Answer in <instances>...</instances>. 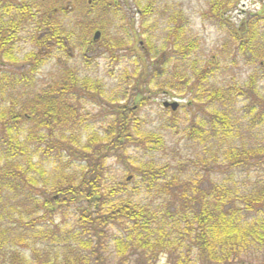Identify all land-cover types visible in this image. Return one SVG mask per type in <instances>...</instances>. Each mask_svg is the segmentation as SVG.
Here are the masks:
<instances>
[{
  "label": "trees",
  "instance_id": "obj_1",
  "mask_svg": "<svg viewBox=\"0 0 264 264\" xmlns=\"http://www.w3.org/2000/svg\"><path fill=\"white\" fill-rule=\"evenodd\" d=\"M43 2L0 0V65L7 67V71L0 74V207L1 200L13 202L5 203L4 210H0V235L11 232L12 226H4V215L32 230L37 222L46 221L45 216L54 217L64 207H77L78 228L61 233L60 225H54L51 219L53 228L45 227V232L37 234L39 237L19 233L17 245H11L8 237L0 236V264H84L89 254H97V261L106 228L123 222L124 232L114 240L120 264H127L131 256L135 257L136 264H157L163 255L167 264H244L253 253L260 255L257 260L264 264V186L241 194L234 183L232 188L229 179L224 180L212 184L209 190L196 189L195 197L177 213L160 215L159 211L153 212L130 202L123 201L119 207L110 205L102 190L105 159L111 152L119 156V151L135 144L133 131L139 124L137 114L150 96L156 97L165 91L179 94L188 91L194 95L196 104L215 107L207 122L195 123L196 127L191 129L192 134L211 142L216 138L232 139L236 122L231 111H234L237 94L245 89L234 92L213 85L215 62L212 61L200 70L189 69L193 79L186 71L185 78L182 77L183 88L176 82L179 73L169 80L165 79L169 77L167 72L161 73L160 82L155 83L159 88L153 91L147 80L160 66H165L157 56L165 55V60L170 57L169 52L183 50L187 56L193 48L192 43L185 42L183 26L173 22L174 25L167 28L166 44L161 52L151 38L138 46L134 43L132 53L137 71L130 76L131 88L122 90L124 102L120 100L115 106L111 105L113 118L106 136L99 139L90 135L82 145L78 134L83 133L79 128L83 121H80L77 97L91 91L99 92L98 83L81 80L73 70H64L62 80L36 89L33 82L37 71L46 64L51 51L57 47L64 50L72 36L60 18L74 6L73 1L63 6L57 1L52 6ZM97 2L92 0L89 8L93 9ZM115 4L116 0L100 1L104 12L113 13ZM238 4L239 0L235 3L217 1L212 4L211 16L222 24L226 8H237ZM142 11L149 14L152 9L146 6ZM30 25L34 26L31 42L35 51L26 55L19 67L15 47L21 40L20 33ZM87 26L91 33L103 31L102 25L93 22ZM227 37L237 51L256 66L247 86L251 93H256L262 78L260 73L264 72V25L260 13L250 14L239 25L228 26ZM57 134L59 139H56ZM143 138L147 142L163 143L154 133ZM43 146H46L43 152L46 161L70 156L85 163L82 175L76 181L67 176L51 180L41 165L43 162L35 161ZM245 157H249L248 151L238 152L232 146L226 152V158L235 169L240 163H248ZM41 184L43 199L31 197L29 194H36ZM19 192L26 194L21 196L22 201L18 200ZM22 210L34 219L27 221ZM40 211L42 215L38 217ZM26 252L31 253V262Z\"/></svg>",
  "mask_w": 264,
  "mask_h": 264
},
{
  "label": "rangeland",
  "instance_id": "obj_2",
  "mask_svg": "<svg viewBox=\"0 0 264 264\" xmlns=\"http://www.w3.org/2000/svg\"><path fill=\"white\" fill-rule=\"evenodd\" d=\"M54 1L63 6L71 0ZM54 1L44 0L43 3L46 6L50 3L52 6ZM72 1L74 6L60 18V22L72 35L71 39L64 50L57 47L51 51L46 64L37 71L33 84L35 83L37 90L53 85L63 79L64 70H73L81 80L98 83L95 86L99 92L91 91L90 94L77 97L76 105L80 121H83L79 126L83 133L78 134L82 145L87 143L90 135L99 139L106 136L107 127L113 118L112 107L120 100L121 103L124 102L121 99L122 90L131 88L130 76L137 71L135 55L132 53L134 43L138 46L151 38L161 52L166 44L167 28L169 25L173 26V22L183 26L186 32L185 42L192 43L193 48L187 56L184 55V50L169 52L170 57L165 60V55L157 56L165 66H160L147 80L153 91L159 88L157 85L161 73L167 72L169 77L165 79H171L174 74L179 73L176 82L183 88V75L186 71L189 73L188 77L193 79L189 69L200 70L212 61L215 62L214 77L211 80L213 85L234 92L240 88L245 89L237 96L233 92L236 99L234 111L231 112L236 129L233 130L232 139L216 138L211 142L192 134L191 129L196 127L193 126L195 123L207 122L215 107L196 104L194 95L188 91H181L183 93L180 94L165 91L156 97L150 96L137 114L139 124L136 131H133L135 144L119 151V156L111 152L105 159L102 190L112 203L110 205L119 207L124 201L153 212L159 211V215L167 212L175 214L180 207L191 202L196 189L209 190L212 184H220L224 180L229 179L232 188L234 183L241 194L264 186V72L260 73L262 78L256 86V93H251L247 86L250 76L257 70L256 66H252L227 37L228 26L239 25L250 14L260 13L261 24L264 25V0H239L237 8H226L222 24L211 16L210 11L213 3L225 0H116L113 13L103 11L100 7L101 0H98L93 9L89 8L92 7V0ZM230 1L235 3V0ZM146 6L152 9L149 14L142 13ZM90 22L103 27L100 39L95 43L93 37L97 31L90 32L87 26ZM33 32L34 26L30 25L20 33L21 40L15 47L19 67L24 57L35 51L31 42ZM149 70H153L152 66ZM4 71H7V67L0 65V74ZM29 89L34 92L33 88ZM165 102L178 103L177 110L164 108ZM153 133L162 139V144L144 140V136ZM59 138L57 134L56 139ZM231 146L238 152H249V157H245L248 161L246 165L240 163V167L236 169L231 167L233 163L226 158V152ZM45 147L38 152L39 156L35 161L43 162L41 165L45 167L51 180L67 176L76 181L82 175L85 163L70 156L46 161L43 155ZM43 190L41 184L37 187L36 194H28L36 199H43L40 194ZM24 195L19 192L18 200L22 201L21 196ZM1 202V211L4 210L5 203H13L7 200ZM41 215L42 211L38 217ZM17 217L18 215L15 216L16 219ZM45 217L46 221L37 222L31 230L4 215V226L12 227L11 232L0 236L8 237L11 245H17L19 233H25L27 237L33 234L39 237L37 234L45 232V227L50 225L53 228L51 219L54 225H60L61 233L69 228H78L77 207H64L54 217ZM27 218V221L34 219ZM124 226L125 222L121 225H109L98 254L99 260L96 261L97 254H89L84 264H120L121 258L114 251V240L121 237ZM35 237L31 239L36 240ZM25 254L31 262V253ZM255 255L253 253L244 264H259L257 258L260 255ZM135 260L131 256L126 262L136 264ZM157 264H167L166 256L163 255Z\"/></svg>",
  "mask_w": 264,
  "mask_h": 264
},
{
  "label": "water",
  "instance_id": "obj_3",
  "mask_svg": "<svg viewBox=\"0 0 264 264\" xmlns=\"http://www.w3.org/2000/svg\"><path fill=\"white\" fill-rule=\"evenodd\" d=\"M100 36H101V32H100V31H97V32L95 33V35H94V38H93L94 42L98 41V40L100 39ZM163 106H164L165 108L170 107V108H172V109H174V110L177 109V105H176V104H170V103H168V102L164 103Z\"/></svg>",
  "mask_w": 264,
  "mask_h": 264
}]
</instances>
